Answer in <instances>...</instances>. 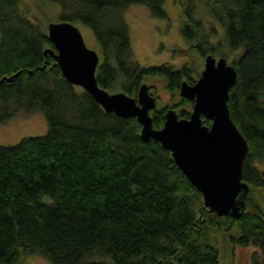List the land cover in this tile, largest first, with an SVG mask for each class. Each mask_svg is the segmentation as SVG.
Wrapping results in <instances>:
<instances>
[{
    "label": "trees",
    "instance_id": "16d2710c",
    "mask_svg": "<svg viewBox=\"0 0 264 264\" xmlns=\"http://www.w3.org/2000/svg\"><path fill=\"white\" fill-rule=\"evenodd\" d=\"M20 1L0 0V123L39 109L49 127L44 135L0 145V264H17L30 253L52 264H219L212 235L232 229L238 234L229 235L231 244L255 246L264 256V210L247 204L239 219L210 211L171 153L141 140L135 118L105 113L65 80L44 51L53 47L46 30L25 17ZM48 1L61 7V21L91 29L103 59L96 81L105 90L136 97L144 77L162 75L172 96L182 81H196L197 61L177 69L142 67L133 58L123 11L137 3L165 17L164 0ZM204 1L224 39L211 43L195 18V0H173L185 53L238 52L227 107L248 143L242 180L264 192V169L256 167L264 165V0ZM179 99L154 110L155 128L166 108L182 106L178 116H189L192 102Z\"/></svg>",
    "mask_w": 264,
    "mask_h": 264
},
{
    "label": "water",
    "instance_id": "95a60500",
    "mask_svg": "<svg viewBox=\"0 0 264 264\" xmlns=\"http://www.w3.org/2000/svg\"><path fill=\"white\" fill-rule=\"evenodd\" d=\"M52 48L45 49L58 63L65 80L88 92L105 113L133 117L140 124V138L155 140L169 153L189 182L203 196V204L216 215L241 217L249 185L242 180L248 143L229 115V90L236 82V69L225 57L207 54L203 70L193 84L182 81L179 97L192 102L187 118L166 108L161 128L153 126L156 100L149 86L141 83L136 97L124 91L110 92L96 81L97 51L89 49L79 28L68 21L46 26ZM211 121L203 124V119Z\"/></svg>",
    "mask_w": 264,
    "mask_h": 264
},
{
    "label": "rangeland",
    "instance_id": "374dc122",
    "mask_svg": "<svg viewBox=\"0 0 264 264\" xmlns=\"http://www.w3.org/2000/svg\"><path fill=\"white\" fill-rule=\"evenodd\" d=\"M195 18L203 23L205 30L209 32L211 43L222 41L224 32L221 25L216 22L207 12L204 0H195ZM20 9L27 19L37 24L41 29L46 30V26L51 22H60L61 7L53 1L48 0H21ZM165 17H153L146 6L142 4H131L125 8L123 15L127 26H129L130 43L133 49V58L142 67L156 66L167 63L174 68H181L185 62H195L197 78L203 70L205 57H200L195 51L186 54V42L180 34L181 13L180 6L173 0H164ZM79 28L82 38L89 49L96 50L99 55V62H102V49L98 40L93 36L90 28L79 22H74ZM225 55L213 54L216 59L225 57L227 63L237 57L238 52H231L225 48ZM189 55V56H188ZM212 55V54H211ZM194 59V60H192ZM143 83L149 86L150 93L156 100L155 110H160L167 106L171 107L179 103V91L171 96L167 88L166 78L160 76H148L143 78ZM177 112L183 109L182 106L173 107ZM188 108V107H186ZM189 109V108H188ZM46 116L39 109L31 112L22 110L16 116L6 122L0 123V145L13 146L23 137H34L44 135L48 130ZM258 170H263V164L256 165ZM264 176V173H263ZM246 205L264 210V192L249 189ZM48 197L45 199L47 200ZM238 230L232 229L230 232L221 231L212 235L214 245L219 251V264H264V256L255 246H237L230 242L229 235H237ZM103 261L111 263L109 257ZM17 264H52L48 259L37 253H30Z\"/></svg>",
    "mask_w": 264,
    "mask_h": 264
}]
</instances>
